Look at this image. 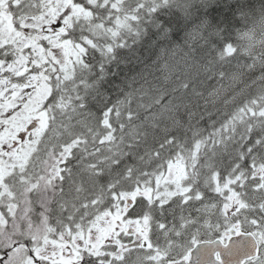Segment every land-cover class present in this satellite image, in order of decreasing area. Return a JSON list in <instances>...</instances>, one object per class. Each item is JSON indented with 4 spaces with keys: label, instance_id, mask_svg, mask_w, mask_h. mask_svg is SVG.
Here are the masks:
<instances>
[{
    "label": "snow or ice",
    "instance_id": "6c2138e0",
    "mask_svg": "<svg viewBox=\"0 0 264 264\" xmlns=\"http://www.w3.org/2000/svg\"><path fill=\"white\" fill-rule=\"evenodd\" d=\"M0 264H264V0H0Z\"/></svg>",
    "mask_w": 264,
    "mask_h": 264
}]
</instances>
